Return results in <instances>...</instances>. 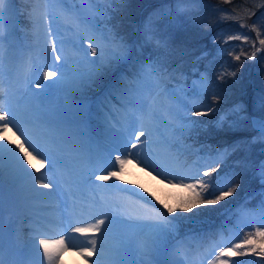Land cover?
Segmentation results:
<instances>
[{
	"label": "snow or ice",
	"instance_id": "obj_1",
	"mask_svg": "<svg viewBox=\"0 0 264 264\" xmlns=\"http://www.w3.org/2000/svg\"><path fill=\"white\" fill-rule=\"evenodd\" d=\"M14 2L0 0V64L4 58L2 42L13 34L11 31L5 34L4 17L8 13L11 19ZM52 2L60 3L61 0ZM61 14L65 18L71 15L66 9H61ZM29 16L34 22L47 26L45 52L49 57H54V61L49 65H35L30 59L23 76L19 78L23 83L18 81L15 87L6 88L0 78V236L7 180L8 199L18 206L33 207L29 201L50 197L58 201L55 211L60 214L59 221L49 216L42 217L32 228L31 249L18 245L20 253L34 250L37 264H62L61 257L65 252L76 253L89 264H183L179 259L158 258L168 253L170 238L175 231L173 221L176 218L172 214L178 208L190 211L197 206L215 205L233 195L238 185L232 184L231 179L221 181L218 178L219 161L223 154L202 165L196 164L194 173L186 172L184 165H174L173 161L178 157L170 153H165L162 158L153 147L161 143L154 139L158 132L152 122L155 113L144 109L139 100L140 88L136 83L129 82L117 89L121 100L119 108L110 106L116 98L112 93L99 102L104 109L106 136L116 145L112 151L118 153L111 165L99 169L98 165L103 163L99 149H94L91 142L84 138L78 124L92 110L89 92L94 89L97 80L102 74L116 70L122 61L129 62L131 51L122 40L113 39L111 46L102 47L91 36L81 35L78 50L83 52V57L71 60L64 54L63 42L58 47L57 41L51 39L54 32L49 23L50 13L45 11L37 15V10L33 9ZM252 27L256 29L259 39V29L255 24ZM228 39L247 41L249 37L229 36ZM259 43L264 46V39H260ZM255 55L254 51L252 57ZM235 59L239 60L240 56L236 55ZM41 67L42 80L39 77ZM142 70L148 75H154L157 71L151 64ZM33 73L35 80L31 78ZM227 75L235 76L236 73L222 70L218 78L224 80ZM200 82L203 88L208 84V78L201 75ZM33 83L36 89H40L39 92L31 87ZM70 90L79 92L78 102L73 105L69 106L59 97L53 99L57 93H68ZM68 113L79 119H68ZM194 115L207 113L196 112ZM179 119L184 121L190 118L180 116ZM257 124L264 132V120L257 121ZM170 127L174 135L183 136L187 126L180 123ZM10 131L17 135L19 143L9 140L5 133ZM163 143L169 149L174 147L168 141ZM32 161H37L39 167L33 168ZM129 163H138L146 172L151 169L149 175L156 173L158 178L162 177L168 184L182 187L190 194L175 206L167 201H159L162 208L152 204L149 200L151 193L147 189L135 193L143 203H131L115 195L98 199L92 194L101 187L96 184L97 180L104 182L105 186L110 180H119ZM109 167L112 170H108ZM201 167L203 172L200 171ZM45 168L47 171L42 172ZM97 170L107 174L97 177ZM261 176L264 177V170ZM115 187L119 192H135V189L122 185ZM259 214L264 217V204ZM247 215V212L241 213L242 218ZM250 225L251 222L242 221L238 227ZM53 236L56 238H50ZM228 243L231 242L216 245L219 250L209 264H229L231 257L248 253L264 257V224L245 233L238 243L224 246ZM177 251L183 255L179 246ZM0 264H6L3 258H0ZM9 264H24V261L16 259ZM232 264L237 262L233 261Z\"/></svg>",
	"mask_w": 264,
	"mask_h": 264
},
{
	"label": "rangeland",
	"instance_id": "obj_2",
	"mask_svg": "<svg viewBox=\"0 0 264 264\" xmlns=\"http://www.w3.org/2000/svg\"><path fill=\"white\" fill-rule=\"evenodd\" d=\"M66 1V3H70V5L74 4V1L77 2V8H69L66 10H69L70 12V18H65L61 14V9H65V7L62 5V3H53L52 0H35V6L33 9L37 10V15H39L42 12L47 11L50 13V19L49 23H51L54 35L51 39H54L57 41L58 47L61 46L64 49V54L70 57L71 60H75L78 58L83 57V52L78 50V46L81 43L80 36L81 35H87L91 36L95 43L101 45L102 47H109L111 46V41L113 39L117 41H123L128 48L131 51V59L134 56V52L136 50L135 46V38H138L139 36V22L142 17V10L144 9L142 1V7L138 6V3L140 0H134V11L135 15L137 16V29L135 32V35L133 37L125 36V32L129 31V20L130 13L129 10L125 7V9H111L115 8V5L113 4V0H62ZM155 1V0H153ZM151 1V3L153 2ZM24 4L28 7L31 4L30 0H23ZM161 3L159 7L154 8L151 12L148 13L147 16H144L143 22L147 23V29L152 30V28H156L157 32H153L150 30L148 38H151L153 36L154 40V48L155 50H160L165 44H169V35L167 33H161L163 29H166L168 26L172 25L170 27V34L173 35L171 37V42L173 43V47H175L179 42V38H184V41L186 39V36L191 29L195 28H202L205 30V32L209 29V27L215 28L213 34V39L218 42V48L216 49L219 55L215 58L212 57V59L209 61L210 68H215L216 72H219L221 70L222 66L226 64L227 62H224V60L229 59L228 52L232 51L235 46H241V44H245V47L251 46L256 49L259 46V48H263L264 46H261L259 43L260 39H264V11L263 13L257 17V15L260 13V11L264 10V0H243L242 4L246 5V10H241L238 7L229 6V5H219L212 0H160L158 1ZM150 4V3H148ZM146 4L145 8L149 5ZM131 6V3L130 5ZM26 7V8H27ZM13 12L11 14V19H9V14L5 13V21H6V28H5V34L9 31H11L13 34L12 36L2 43L6 45L9 48L16 47V50L18 53H15L13 55V50H10L9 57H14V64L19 62L21 60V49L22 45L20 43V40L18 38L17 33V27L19 26V22L17 20L18 17V10L16 8V1L12 4ZM105 8H110L106 11ZM30 9V8H28ZM31 9V11H33ZM223 10V11H221ZM155 14V15H154ZM250 18L246 16H250ZM238 16H241V18L238 20ZM29 17V16H28ZM232 20V21H229ZM127 21V22H126ZM255 24L256 28L259 29V39H257V31L256 29H253L252 25ZM251 26V28L249 27ZM25 27L27 29H31L34 32L40 33L37 37L40 39L41 46L40 51L43 56H45L48 60H50V63L52 64L54 61V57H49L47 52H45V40L48 39L46 36L47 32V26L43 25L38 22H34V20L27 21L25 24ZM250 29V30H249ZM147 33V31H146ZM131 35V33H130ZM242 35H248L249 39L247 41L243 39H232L229 40L228 37H236V36H242ZM183 41V42H184ZM187 46H193L190 44L184 45L183 48L186 50L184 54L186 55V52H192L195 53V47L191 50L187 49ZM84 47H87V41L84 42ZM243 48L245 51H247V48ZM50 52V49H48ZM169 51V50H168ZM166 51L163 55H158L159 57L153 60L155 57L152 55L148 57L145 61L144 54H140L138 63H142L144 66H147L149 64H155V67L158 64V68L156 71V74L154 75H148L146 71H144V76L137 81V86L141 87L142 85L146 86L147 83L149 85L155 86V88L146 91L142 93V97L140 99L141 103L144 106V109L146 111H153L155 113V119H153L154 125L158 128V132L154 136V139L157 141L162 138L160 141L161 143L155 144L154 150L161 154V157L163 158L165 156V153H170L172 156L178 157V160H174L173 163L176 166L183 165L181 158L183 154H188V156L191 157L193 160L188 166L184 167L186 172L194 173L195 172V165L196 164H204L207 162H210L211 158L217 157L218 154H223L222 158L220 159V163L222 164L225 162L227 158H229L232 154H235L234 156L241 159L239 160L238 167H241V161H245L248 163L252 162V157H257L262 161V166H264V138L259 142H247V137L242 139L243 143L241 147L238 144V139H235L231 145L227 142L217 145V144H210L207 143V141L200 142L198 141V132L196 130H200L202 134V129L208 128L202 118L205 115H194L196 112H204L207 114H214L215 117L213 119V124L216 126H233V124L237 125V121H247V124L252 126V120L251 117L253 115L263 116L264 117V68L261 70L260 73L257 72L259 68V62L258 58L259 55L264 56V52L262 51L260 54H258L256 57H250L248 54L246 56L245 53H239L237 51L235 54L231 55L232 59V67L231 72H235V76L229 77L228 82L231 84L232 80L241 79L243 78V74L241 73L240 66L243 64H246L251 60V63L249 65L248 71H247V77H245V82L247 84V92L252 93V95L258 94L259 100L256 101L255 108L262 109V113L253 112V108L250 112L249 106L244 103H238V104H230L225 105V108L221 111H216L213 109V107L209 106L205 101V93L208 90L210 86V77L207 76L205 73H201L200 67L197 63V60L200 59V56L198 58L192 60L191 62H187L186 59H182L179 61V67L175 69L173 74H170L169 72V78H167L164 73L162 67H160V64L158 63V60L167 59L172 54L175 56L176 50L171 51L168 53ZM163 53V51H160ZM241 52V51H240ZM146 53L148 54L147 50ZM210 49H207V51H203V54H209ZM90 55V52H89ZM239 55L240 59L236 60L235 56ZM222 58V60H221ZM26 57L23 54V60H25ZM144 59V60H143ZM131 60L127 63L121 62L120 65L128 64ZM119 66V65H118ZM117 66V67H118ZM80 67H86V65H80ZM208 67V66H207ZM206 67V69H207ZM229 68V67H228ZM227 68V69H228ZM227 69L224 71L226 72ZM244 69V68H242ZM195 72H197L195 74ZM112 73V71H109L107 73L102 74L101 78L97 80V83L101 84V80L107 76H109ZM193 73V75H192ZM201 73V74H200ZM254 73H256V79L259 82L258 84L260 86L254 85ZM34 77H36L35 73H33ZM201 75L208 78V84L205 87H201L200 78ZM119 76V73L118 75ZM124 76V75H123ZM191 76V77H189ZM39 77L41 75L39 74ZM161 78V79H159ZM46 83V82H44ZM114 85V84H113ZM246 87L245 84L241 85V87L237 88L240 90V88ZM249 88V89H248ZM262 88V89H261ZM141 89H145V87H141ZM69 94H63L61 92L57 93L56 96L64 100L69 106L73 105L74 103L78 102L77 98L79 96V92L70 90ZM55 96V97H56ZM89 96L91 97V102L93 103V96L89 92ZM239 96V95H238ZM120 97V96H119ZM57 98V97H56ZM90 113L83 118L82 121L78 124V129L81 132V134L84 136L86 140L91 139L93 135L90 132V120H96L99 118V114L97 111L93 109ZM119 108V107H118ZM211 108L212 111L209 112L208 109ZM194 109H200L194 111ZM180 116H187L190 119L181 121L179 119ZM68 119H79V117H73L71 113H68ZM183 123L187 127L184 130L183 136H180L179 134L174 135L173 129L170 127V125L174 124H180ZM208 123V122H206ZM210 129V128H208ZM216 129H219L216 128ZM169 138L180 142L183 147L180 148V150H174L173 147L170 149L168 146L163 143L164 141L169 142ZM110 139V137H109ZM111 140V139H110ZM206 140L212 142L210 139L206 138ZM183 142L187 143L188 145L183 144ZM238 144L237 146L233 147V144ZM171 144V142H169ZM227 144V145H224ZM203 146V147H201ZM116 146H111L109 152H111V159H109V154L104 155V153L100 150V158L103 160V163L99 164L100 167H105L111 165L112 161H114L115 152L112 151ZM234 151V152H230ZM232 156L231 158H233ZM130 165V166H128ZM127 166V170L125 168L124 172L122 173L119 180H115L113 183V188L107 189L103 193H99L98 190L95 193H92L96 197H109V196H119L126 200L128 197H133V194L128 192H119L116 190V185H128L132 186L136 189H139L141 192H143L144 189H147L148 193H151V196L149 198L157 197V193L163 194L164 191H166L172 198H174L173 203L171 205L175 206L180 200H183L186 198L190 193L186 190H184L182 187H175L173 184H168L163 178H158V174L153 173L152 175H149L148 172L151 171H144L140 169L139 171L142 172L140 176H138V172H133L132 169L128 170L129 168H139L138 163H129ZM136 165V166H133ZM215 164H213L214 166ZM126 166V167H127ZM39 167V166H38ZM142 167V166H140ZM144 168V167H143ZM108 170H112L111 167H109ZM142 170V171H141ZM203 168H200V171L203 172ZM262 169L256 173V175L260 179L261 182L264 183V177L261 176ZM42 172H46V168L41 170ZM244 173V172H242ZM107 172L105 173V175ZM220 174V171H218V175ZM225 180V179H224ZM178 183V182H177ZM263 186L262 192L263 194L260 197L259 203H256L255 201L249 199L248 203L246 204L249 207H240L239 209H235L232 212L228 214L227 220L230 221L229 225L226 224V226L222 225L221 228L215 233V235H218L219 240H215L209 249L205 251V255H202L201 257H198L200 255L198 240L194 239L193 236L186 238V241H181L175 244L173 243V246L178 244L179 248L184 246L182 250L183 255H181L178 251L176 253L171 254V251H168L166 256L158 257L159 259H168V260H175L179 259L183 261V264H209V262L214 258L215 253L219 250L216 245H219L223 243L224 241H230L231 243H238L240 239L243 238V235L247 232L254 231L256 227H260L262 224H264V217H262L259 214V209L262 204H264V184H261ZM152 186L156 188L152 189ZM124 187V186H123ZM159 190V191H158ZM226 190V189H225ZM7 191V180H6V189ZM135 194V193H134ZM147 193H145L146 195ZM124 195V196H123ZM136 197H139L135 194ZM140 198V197H139ZM169 201L170 198H168ZM127 201V200H126ZM141 201V199H140ZM128 202L131 203H137L133 200H128ZM142 202V201H141ZM223 201H220L219 203H222ZM214 205H208V206H197L193 207L192 212H188V215L190 217L196 216L198 218H206L211 219L212 217L210 215V212L212 210V207ZM179 210L183 209H177ZM225 209L222 208L220 212H223ZM228 210V209H227ZM226 210V211H227ZM242 212H247L249 215L245 217H241ZM176 217L174 219L173 223L175 225V231L181 230L182 228L186 227H192L194 225V220L187 222L188 218H183L184 220H181V217L178 216L180 214L173 213ZM208 216H206V215ZM217 214H219V209L217 211ZM204 215V216H203ZM210 216V217H209ZM213 218V217H212ZM243 223L251 222V225L249 227L239 226ZM8 222L12 223V221ZM226 223V222H224ZM234 225V226H232ZM29 226V225H27ZM231 226V227H229ZM225 228H228L225 230ZM197 233V232H196ZM195 236V235H194ZM197 237V236H196ZM188 239V240H187ZM213 237H210V242H212ZM189 241V243H187ZM186 242V246H185ZM231 243L225 244L224 246L230 247ZM177 249V248H176ZM202 253V252H201ZM264 260V257L258 256L254 253H248L246 255H238L233 256L229 260V264H232L233 261L237 262V264H258L259 262L261 264V260Z\"/></svg>",
	"mask_w": 264,
	"mask_h": 264
},
{
	"label": "trees",
	"instance_id": "obj_3",
	"mask_svg": "<svg viewBox=\"0 0 264 264\" xmlns=\"http://www.w3.org/2000/svg\"><path fill=\"white\" fill-rule=\"evenodd\" d=\"M109 3L111 0H108ZM142 0L139 1L138 6L142 7V3L146 4V3H150V7L152 6H156L158 3V1L160 0ZM151 1H153L151 3ZM213 2L219 4V5H229L231 6H236L239 9L241 8V10H246V7L242 4L243 0H212ZM242 1V2H241ZM131 3V6H129ZM113 4L115 5V8H111V9H125V7L127 8V10L130 11V13L128 15H130V19L127 20L129 21V31L125 32V36L129 37H133L135 35L136 29H137V16L135 15V11H134V0H113ZM149 7V8H150ZM110 9V8H108ZM107 9V10H108ZM247 11V10H246ZM250 16H246L247 18L251 17ZM238 20L241 18V16L237 17ZM126 21V22H127ZM215 28L209 27V29L205 32V30H203L202 28H195V29H191L186 36V39L184 41V38H179V42L175 47H173V43L171 42V37L173 35H171L167 30H164V33H167L169 35V44H165L162 47V50L168 51L169 53L171 51L176 50L177 47V52H175V56H173L174 54H172L168 59H167V63L170 67H172V65L174 66H178L179 67V61L182 59H186V61L189 63L192 60H194L195 58L197 59L198 56L202 55L200 57V59L197 60V63L200 67V71H205L206 74L210 77V86L209 89L207 91V93L205 94V101L206 103L211 107H213V109H215L216 111H221L225 108V105H230V104H238V103H244L246 105L249 106V110L251 112L252 108L256 105V101L259 100V95L255 94L252 95V93L247 92V84L243 83L245 82V77H247V71L250 65V62H247L246 64H243L240 66L241 68V73L243 74V78L241 79H236V80H232V83L230 84L228 82V76L227 75L225 77L224 80H220L219 77V73L220 72H216L215 68H210L209 65V61L215 57H217L219 54L217 53L216 49H217V42L213 39V34ZM150 32L147 29V25H141L140 27V34L139 37V48L141 49L142 47L145 46V44L142 41V37H143V32ZM131 33V35H130ZM184 41V42H183ZM193 45L195 47V53L192 54V52L187 53L186 55L184 54V52L186 51L183 46L184 45ZM193 46H187V49L191 50L193 48ZM207 49H210V53L209 54H203V51H207ZM237 51H239V53H246V51L243 48H238L235 49L233 51L230 52L229 54V58L231 59V55L235 54ZM241 51V52H240ZM262 51L264 52V47L262 48ZM222 60V58H221ZM161 62V61H160ZM258 62H259V68L257 70L258 73L261 72V70L264 68V56H261V54L259 55L258 58ZM208 66V67H207ZM207 67V69H206ZM244 68V69H242ZM227 72V71H226ZM197 73V72H195ZM230 73V72H229ZM256 73H254V85L255 86H260L256 79ZM245 84L246 87L244 88H240V90H238L237 88L241 87V85ZM249 89V88H248ZM262 89V88H261ZM264 91V89H262ZM239 95V96H238ZM214 97H217V99H213ZM196 110H200V109H196ZM194 110V111H196ZM262 109H258L257 107L253 108V112H258V113H262ZM201 112V111H199ZM212 117H215L214 114H207L205 115L202 120L204 121V123L206 124V126L208 128L206 129H202L203 133L202 134L200 132V130H196V132H198V141L203 142V141H207V143L210 144H217V145H221L225 142H227L228 144L231 145V143L235 140L238 139V144L241 147V145L243 143L242 139L247 137V142L249 141H254V142H259L262 140L260 133H258L257 131H255L251 125L247 124V121H237V125L233 124V126H216L214 125L213 119ZM208 122V123H206ZM219 129H216L218 128ZM248 137L252 138V140L248 139ZM206 138L210 139L212 142L206 140ZM238 144H233V147L237 146ZM227 145V144H224ZM203 147V146H201ZM228 147V145H227ZM230 152H234V151H230ZM235 154H232L225 162H223L220 165V168L218 169V171H220V174L218 176L219 180L222 177H228V179L232 180V184L238 185V187L236 188V191L233 193L232 196L227 197L225 200H223L222 203H217L212 207V210L210 212V215L215 218L218 219L220 216V211L222 208H228L231 204L236 203L238 200H240L243 197H247V199H251L253 201H255L256 203H259L260 197L263 194L262 189L263 186L260 185L259 183V177L256 175V173H258L259 170H261L262 168V161L257 158V157H252V162L248 163L245 161H241V167H238V163L239 160L241 158H238L236 156H234ZM232 156H234L233 158H231ZM244 172V173H242ZM232 186V185H230ZM152 189L156 190L155 187L152 186ZM252 190H255L252 193ZM251 197V198H250ZM160 201H167L169 203L168 200V196L165 195V198H160ZM170 204V203H169ZM219 209V214H217V211ZM193 209H191L190 211L188 210H179L176 211L175 213H178L181 217V220H184L183 218H188L190 217V215H188V212H192ZM174 215V214H172ZM206 215V214H204ZM203 215V216H204ZM208 216V215H206ZM210 217V216H209ZM212 217H210L212 219ZM195 219V220H194ZM194 220V222H200L197 223L198 224H202V223H207L208 219L206 218H198L196 216H192L190 218H188V220H186L187 222H190ZM264 261L263 259L261 260V262ZM258 264H260L259 262H257Z\"/></svg>",
	"mask_w": 264,
	"mask_h": 264
},
{
	"label": "bare ground",
	"instance_id": "obj_4",
	"mask_svg": "<svg viewBox=\"0 0 264 264\" xmlns=\"http://www.w3.org/2000/svg\"><path fill=\"white\" fill-rule=\"evenodd\" d=\"M0 73L3 74L4 71L0 70ZM18 81L22 82L21 80H19L18 76L11 78V81L8 82L6 88L15 87L18 84ZM5 134L8 136L9 140H12L14 143L20 142L17 138V135L13 134V132L10 131ZM32 165L33 168L39 166L37 161H32ZM100 175H105V172L97 170L96 176L98 177ZM96 184L101 186L98 188L101 193L105 192L108 188H113V185H115L111 180L107 182L106 186L104 185V182H101L99 180L96 181ZM44 191L47 192L48 190L44 189ZM36 201L37 200L28 202L30 205H34L33 207L18 206L16 202L13 203L12 201H9L6 191L3 216H5V208L12 207V212L15 213V217L13 220L15 221L18 219L17 223L14 226V230L5 232L7 242L3 248V251L6 252L8 255V260L6 264H9L10 261L16 259H22L24 261V264H37L35 251L31 250L30 252L26 251L24 253H20L18 250V245H26L28 249H31V237L33 236L31 233L33 232L32 229L29 230V232H25V225L29 224L31 227H34L37 219L45 217V215H42V211L44 209H50L53 207L51 211H53L52 214L55 216L58 213V211H55V205L58 203V201L54 197L42 199L43 204L41 205ZM46 215L49 216V213ZM55 218L57 221H59L60 214L58 218L57 216H55ZM77 242L79 243V241ZM61 261L62 264H89V261L85 260L83 257L77 255L74 252H65L61 257Z\"/></svg>",
	"mask_w": 264,
	"mask_h": 264
},
{
	"label": "water",
	"instance_id": "obj_5",
	"mask_svg": "<svg viewBox=\"0 0 264 264\" xmlns=\"http://www.w3.org/2000/svg\"><path fill=\"white\" fill-rule=\"evenodd\" d=\"M260 120H264V118H261V117H258V116H254L253 117V122H254V125L259 128L258 124H257V121H260ZM260 129V128H259Z\"/></svg>",
	"mask_w": 264,
	"mask_h": 264
}]
</instances>
